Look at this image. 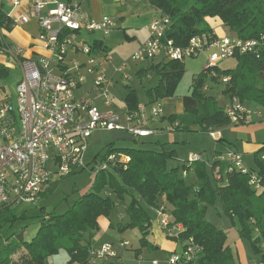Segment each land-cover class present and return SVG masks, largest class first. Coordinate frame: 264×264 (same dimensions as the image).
<instances>
[{
    "label": "trees",
    "instance_id": "16d2710c",
    "mask_svg": "<svg viewBox=\"0 0 264 264\" xmlns=\"http://www.w3.org/2000/svg\"><path fill=\"white\" fill-rule=\"evenodd\" d=\"M148 4L157 13L171 19L167 37L178 46H187L199 34L214 36L206 23L207 17H219L242 40L264 37V0H148ZM11 23L0 9V26L8 28ZM7 44L4 36L0 37V49ZM100 48L101 44L95 42V49ZM235 56L238 59L235 69L206 67L193 77L192 93L183 97L184 112L168 117L171 123L180 121L175 130L207 132L230 124L224 107L204 90L210 78L219 81L212 72L218 76H231L226 84L230 98L236 96L243 103L255 102L264 106V41L254 51L238 52ZM150 68L160 76L158 83L147 89L150 103L173 97L185 71L184 62L166 60L157 65L151 63ZM8 72V68L0 64V76H6ZM125 101L129 111L138 109L140 100L135 89L129 90ZM112 152L126 154L130 160L125 166L117 164L113 170L98 171L93 191L81 195L64 213L41 215V225L30 241L25 240L24 227L9 236L0 254V264H46L47 258L63 248L70 255V263L88 264L92 233L99 229L101 216L111 215L117 200L126 202V212L130 217L128 224L119 223L118 228H138L142 247H151L147 239L152 223L151 211L163 206L158 205L163 195L165 210L168 209L172 216L169 226H183L176 236L170 237L180 242L182 247L191 239L199 245L202 252L197 264H236L233 251L226 245L227 233L206 216L208 206L217 200L227 214L239 218L241 234L251 238L260 253V262L264 264V249L258 246L260 239L264 238V158L261 157L264 146L255 155L256 168L247 173L228 170L229 165L220 161H214L210 169L204 161L192 164L184 161L180 170V165L170 164L176 159L174 149L120 148L111 144L105 155ZM253 173L261 179V190H256L250 183ZM105 188L117 199L111 193L103 194ZM41 209L43 212L45 208ZM30 218L27 210L20 212L18 207L4 208L0 210V228L20 225ZM252 231L257 233L256 238H253Z\"/></svg>",
    "mask_w": 264,
    "mask_h": 264
},
{
    "label": "built area",
    "instance_id": "2783aa9c",
    "mask_svg": "<svg viewBox=\"0 0 264 264\" xmlns=\"http://www.w3.org/2000/svg\"><path fill=\"white\" fill-rule=\"evenodd\" d=\"M11 2L14 6L20 4V0ZM28 16L38 20V39L49 55L36 61L19 62L23 79L16 86L15 103L11 93L0 91V210L24 204L38 205L52 174L65 177L80 169H90L85 165V155L94 131H124L132 137L145 138L157 131L147 126L149 120L158 119L163 112L158 102L150 106L139 104L136 111H124L126 125H123L121 116L115 112L102 111L92 99L76 97L77 88L85 82L84 69L93 76L92 91L103 97L106 105L113 104L110 90L112 80L104 70L111 59L110 54L102 48L95 49L93 42L79 39L82 33L102 32L107 35L114 26L111 16L105 15L97 20L83 12L78 3L35 0L25 13L14 20V24L27 20ZM171 24L168 16L158 14L149 25V39L132 54V61L152 63L160 53H164L167 60L184 62L207 50L206 67L213 68L238 52L254 51L264 41V37L242 40L203 33L182 47L167 37ZM2 28L0 26V37L4 36ZM9 44L4 45L0 53L21 52L19 47ZM70 52L80 53L86 60L72 59L69 63ZM125 66L126 63L121 64L117 71L122 72ZM212 76L225 85L231 79L230 75L218 76L215 72H212ZM125 78L130 80L131 77ZM224 111L232 125L244 123L247 114L254 113L236 96L225 105ZM168 129L173 130L170 127ZM207 132L215 139L219 134L215 130ZM261 157L264 158V154ZM224 158L228 159V170L250 171L239 153L230 151L220 161L223 162ZM129 160L123 153H107L102 158L103 165L100 168L94 165L90 171L96 174L100 170H113L115 165L125 166ZM202 161V154L192 153L187 163ZM50 162L54 163L55 170L49 167ZM216 172L220 178L219 170ZM183 174L186 176L187 172ZM250 183L256 190L263 188L256 173L252 174ZM105 195L110 193L105 192ZM155 213L167 233L176 230V227L169 226L170 216L164 206H160ZM122 246H129V242H122ZM201 252L202 248L191 239L185 242L179 255H171L168 260L171 264H197ZM117 257L113 245L106 243L100 248H91L89 263ZM153 264H158V261L153 260Z\"/></svg>",
    "mask_w": 264,
    "mask_h": 264
},
{
    "label": "crops",
    "instance_id": "0c3cea01",
    "mask_svg": "<svg viewBox=\"0 0 264 264\" xmlns=\"http://www.w3.org/2000/svg\"><path fill=\"white\" fill-rule=\"evenodd\" d=\"M35 0H20L18 6H14L11 0H0V9L11 19V25L6 28L3 26L4 38L7 43L19 47L21 52H8L0 53V64H3L5 67L20 66L19 62L21 61H36L44 55H49V52L42 47V43L38 39V34L40 31L38 20L32 16H28L27 20L21 21L18 24H14V20L19 18L21 14L25 13L28 6ZM47 1V0H42ZM69 2L78 3L83 12H86L90 17L100 20L103 16H111L114 26L111 32L107 35H104L102 32H95L92 34H80L79 39L85 40L87 42H99L101 48L104 51H107L110 54L111 59L105 66V74L112 80V85L110 90L112 91L114 86H116V81L119 76L123 75L124 69L128 73V69L132 68L133 64L137 65V62L132 61L131 56L135 53L142 44H144L150 36L149 25L150 23L158 16L156 10L151 8L148 4V0H67ZM52 7V4H51ZM206 23L211 29V33L215 37H236V33L233 32L219 17H207ZM206 58H208L209 51L204 52ZM69 63L72 59H78L80 61H85L86 57L80 53L70 52ZM230 58L224 59L219 63L220 65ZM164 53H160L155 61L152 64L157 65L165 62ZM126 63L122 72L117 71V67L121 64ZM186 65V60L184 61ZM151 66V62H150ZM206 68V66L204 67ZM144 70L143 67H141ZM230 69V68H228ZM9 71V68H8ZM130 72V70H129ZM156 73V71H154ZM82 73L87 78L91 76L82 69ZM92 77V76H91ZM120 78V77H119ZM160 76L156 73V76L152 77L151 87L155 86L159 81ZM158 80V81H157ZM85 83V82H84ZM83 83V84H84ZM81 84L79 87H83ZM149 87V88H151ZM135 89V88H133ZM136 90V89H135ZM204 90L207 92L208 87L206 86ZM6 92V91H2ZM92 88L82 89V91L76 90V97H86L94 100L98 107L102 110L105 109L106 105L102 99L103 97L97 95L95 92V97L91 98ZM188 95V94H186ZM184 95V96H186ZM180 102V114L184 112L183 97ZM229 98V97H228ZM172 100V99H170ZM114 101V96H113ZM160 101V100H159ZM166 101V100H165ZM140 104H145V101ZM245 104V103H244ZM113 105V104H112ZM148 105V104H147ZM162 105V104H161ZM251 102L245 104L246 107L252 109L254 113L247 114L244 123L237 125H228L220 128V133L217 134V138L214 139L206 132L212 139V146L214 150V155L212 159L209 155L204 152H197L190 150L189 155L192 153L202 154L204 161L210 162V166L214 161H220L222 157L230 152L234 151L239 153L242 156V159L246 160L247 155H256L259 149L264 146V110L260 108H252ZM259 106V105H258ZM126 110V107L124 108ZM103 111V110H102ZM173 115V114H170ZM179 120L175 123H171L168 120L166 115H161L158 119L149 120L147 126L156 129V133L145 138H135L131 134L124 131H113V135L116 140H127L133 139L141 141L144 145H151L156 143V149L158 150H174L176 151V158H181L182 156L177 151L176 147L178 144H168L166 141H171L164 139L165 143L159 139V135L164 132H182L181 130H175L176 125L179 124ZM173 128L174 130H169L168 128ZM186 132V131H183ZM200 132V131H197ZM192 133V132H191ZM177 141V140H176ZM186 142V140H183ZM167 143V145H165ZM164 146H163V145ZM163 146V147H162ZM116 147V146H115ZM188 155V157H189ZM206 157V158H205ZM225 159V158H224ZM226 160V159H225ZM243 160V163H244ZM186 161V160H184ZM182 160V163H184ZM227 164V162H222ZM228 165V164H227ZM245 165V164H244ZM209 167V168H210ZM251 169V168H248ZM166 199L165 196L159 198L158 205H165ZM116 206L119 208L117 212L113 209L109 217L101 216L98 220L99 229L92 233V236L89 240L90 249L91 248H100L102 245L112 241L113 247L116 250L118 257L110 259L108 261L97 260L94 263L88 264H153L150 261L157 260L158 264H168L165 259H167L172 253H175L180 248L182 250V244L180 242L173 240L170 235L176 236L178 232L183 230L181 224L176 225V230L171 233H167L163 226L161 225L159 219L156 217L155 209H152V223L150 228V234L147 237L149 243L151 244V250L149 256L145 254L144 248H138L135 246L136 252L129 251V247L132 245L129 241V246H122V242L127 241L125 236H127V231L120 230L118 224H128L130 217L126 212V202L117 200ZM170 216V215H169ZM172 218V216H170ZM115 224V225H114ZM178 227V228H177ZM139 233V239L141 238V233L138 228H135ZM137 247V248H136ZM264 249V244L262 245ZM64 249H61L59 253L63 254V264H79L78 262L70 263V255L65 252L62 253ZM162 252V253H160ZM162 254L166 258L159 257L158 255ZM60 256L55 255L53 258ZM90 259V255H89ZM169 259V258H168ZM59 260V259H58ZM90 262V261H89ZM46 264H51V256L47 258ZM171 264V263H170ZM185 264V263H183ZM241 264H247V261L244 263L241 261Z\"/></svg>",
    "mask_w": 264,
    "mask_h": 264
},
{
    "label": "rangeland",
    "instance_id": "374dc122",
    "mask_svg": "<svg viewBox=\"0 0 264 264\" xmlns=\"http://www.w3.org/2000/svg\"><path fill=\"white\" fill-rule=\"evenodd\" d=\"M137 65L132 66V68L128 69V73H126V69H124V73L122 76H119L116 81V86H114L111 91L114 96L113 105L105 106L103 111H113L116 114L121 116V122L123 125H126V121L124 119V108L126 107L125 97L130 89L135 88L137 95L139 97L140 103L141 101L150 106L147 89L151 87L152 77L156 76V73L153 69L150 68V62H137ZM208 64V58H206L204 52L201 53L198 57L188 58L186 59L185 71L177 84L175 95L173 97H168L161 99L158 103L162 104V115H166L167 117L170 114L180 115V102L182 96L192 93V82L193 77L198 75L201 71H203L204 67ZM238 65V59L236 56L230 57L229 60H225L220 66L221 70H229L235 69ZM144 68V70L141 69ZM9 72L6 76H0V91H6L12 94L14 103L16 102V86L19 81L23 79V70L20 66H10ZM130 70V72H129ZM92 76V75H91ZM85 77V83L82 85L83 87H79L78 90L82 91V89H91L94 85L93 76ZM126 76H130V80L126 79ZM158 81V80H157ZM158 83V82H157ZM156 83V84H157ZM208 87V91L206 92L209 95L214 96L219 104L222 107L230 101V97L228 96L226 90L227 87L221 81L214 80L210 78L206 84ZM205 86V87H206ZM95 93L91 94V98L95 97ZM229 97V98H228ZM103 99V98H102ZM172 99V100H170ZM166 100V101H165ZM104 101V100H103ZM245 104L247 102H244ZM250 103V102H249ZM252 108H260L264 110V106H260L255 102H251ZM259 105V106H258ZM231 125V124H229ZM213 129V128H210ZM209 130V129H208ZM217 133H220V128L215 130ZM120 132V131H119ZM159 139L165 143L164 139H168L171 141H166L168 144H178L176 147L177 151L182 156L181 158H176L170 161L171 165H180V170L183 169L182 160H188V155L190 150H194L197 152H204L206 155L212 159L214 155L213 142L211 137L206 132H164L160 134ZM215 139V138H214ZM177 140V141H176ZM183 140H186L184 142ZM167 143L165 145H167ZM111 144H114L116 147L124 148V147H135V148H151L158 150L156 148V143H152L151 145H144L141 141L127 139V140H116L113 131L109 130H96L93 132L92 136L89 139V148L86 151L85 155V165L89 166L88 170H78L77 172L71 173L65 177H61L57 174H52L50 177L49 184L45 190V196L42 197L40 203L38 205H28L24 204L18 207L19 211L27 210L29 216L31 217L26 222L20 225H14L13 227L9 225H5L0 228V254L2 249L7 241V238L11 236L13 233L17 232L21 227H24V237L26 241H30L36 234L37 230L41 225V215L44 213L51 214H62L67 211L71 206L75 204V202L80 198L81 195L86 194L88 192L93 191V184L96 180V175L91 170L92 166H96V168H100L103 165L102 158L110 148ZM162 144V145H163ZM164 146V145H163ZM162 146V147H163ZM176 146V145H175ZM174 149V148H172ZM171 150V148H170ZM95 157H97L95 159ZM206 158V157H205ZM244 160V159H243ZM223 162H228V159ZM206 163L210 165V162ZM244 164L247 168H256V162L254 155H247L246 160H244ZM49 167L55 170V165L53 162L49 163ZM210 167V166H208ZM211 168V167H210ZM209 168V169H210ZM105 192H110L108 188H105L103 194ZM112 197L116 200V195L112 192ZM45 208L42 212L41 208ZM119 208L115 206L114 210L117 212ZM167 215H171L169 210H166ZM207 219L212 222L218 228L224 230L227 233L226 245H229L231 250L233 251V255L236 260V264H241V261L244 263L247 261V264H261L260 262V253L253 245L251 238L248 236H244L241 234L240 228L242 227L241 222L238 217L233 218L229 214H227L220 202L217 200L215 204L209 205L207 209ZM139 230V229H138ZM126 231V230H124ZM140 232V230H139ZM127 236L125 239L129 241L132 245L129 247V251L136 252L134 249L135 246L141 248L145 251V254L149 256L150 246L142 247L141 241L139 239V233L136 230L128 229ZM253 238H256L258 235L254 231H252ZM109 244L113 245L112 241H109ZM264 244V238H261L258 242V246L262 247ZM136 247V248H137ZM64 249V248H63ZM67 252L66 249L62 251V253ZM181 249L172 253L171 255H179ZM68 253V252H67ZM162 253V252H160ZM55 255H60L53 258ZM51 256V264H63V254L58 253ZM170 255V256H171ZM159 257L166 258L164 255L159 254ZM169 256V257H170ZM17 257V256H16ZM168 257V258H169ZM165 259L168 263L169 260ZM59 259V260H58ZM70 261V259H69ZM153 263V261H150ZM170 264V263H168ZM176 264H183V262H178ZM186 264V263H185Z\"/></svg>",
    "mask_w": 264,
    "mask_h": 264
},
{
    "label": "bare ground",
    "instance_id": "6f19581e",
    "mask_svg": "<svg viewBox=\"0 0 264 264\" xmlns=\"http://www.w3.org/2000/svg\"><path fill=\"white\" fill-rule=\"evenodd\" d=\"M163 15V14H162ZM155 61V60H154ZM153 63V62H152ZM217 67H219V65L217 66ZM157 102H159V101H157ZM147 105V104H146ZM174 130V129H173ZM187 161V160H186ZM205 162V161H204ZM221 162V161H220ZM222 163V162H221ZM2 210V209H1Z\"/></svg>",
    "mask_w": 264,
    "mask_h": 264
}]
</instances>
